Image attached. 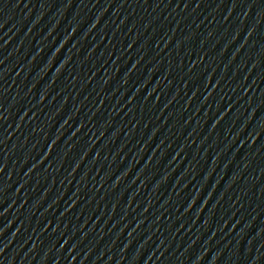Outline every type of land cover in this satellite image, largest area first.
Wrapping results in <instances>:
<instances>
[{
  "label": "water",
  "instance_id": "95a60500",
  "mask_svg": "<svg viewBox=\"0 0 264 264\" xmlns=\"http://www.w3.org/2000/svg\"><path fill=\"white\" fill-rule=\"evenodd\" d=\"M0 264H264V0H0Z\"/></svg>",
  "mask_w": 264,
  "mask_h": 264
}]
</instances>
